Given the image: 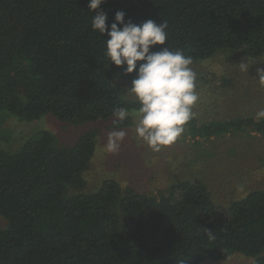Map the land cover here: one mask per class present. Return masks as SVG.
Listing matches in <instances>:
<instances>
[{
	"label": "trees",
	"instance_id": "obj_1",
	"mask_svg": "<svg viewBox=\"0 0 264 264\" xmlns=\"http://www.w3.org/2000/svg\"><path fill=\"white\" fill-rule=\"evenodd\" d=\"M223 49L264 56V0H0V113L129 126L126 112L143 104L116 79L136 51L186 68ZM186 92L168 81L152 101L185 122ZM230 124L264 131V120ZM98 133L60 146L43 130L15 153L0 148V264H202L233 253L264 264V188L226 208L198 179L160 195L107 179L86 193Z\"/></svg>",
	"mask_w": 264,
	"mask_h": 264
},
{
	"label": "rangeland",
	"instance_id": "obj_2",
	"mask_svg": "<svg viewBox=\"0 0 264 264\" xmlns=\"http://www.w3.org/2000/svg\"><path fill=\"white\" fill-rule=\"evenodd\" d=\"M127 69L116 82L125 99L143 104L126 112L131 125L67 124L52 114L25 121L2 111L0 148L15 153L43 130L52 133L56 144L70 146L81 134L97 129L96 151L83 173L87 181L83 192L94 193L105 180L114 179L122 187L160 195L173 193L174 185L198 179L213 200L226 208L250 191L264 188V131L230 124L245 118L264 120V56L223 49L178 68L162 55L138 50ZM168 81L187 88L185 122L163 115L152 101ZM6 226L0 216V227ZM253 263V257L233 253L202 264Z\"/></svg>",
	"mask_w": 264,
	"mask_h": 264
}]
</instances>
